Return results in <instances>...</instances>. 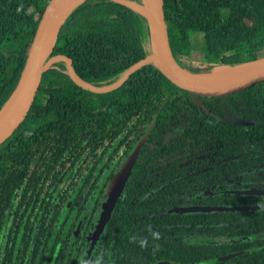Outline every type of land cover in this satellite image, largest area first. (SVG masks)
Here are the masks:
<instances>
[{"label":"trees","instance_id":"16d2710c","mask_svg":"<svg viewBox=\"0 0 264 264\" xmlns=\"http://www.w3.org/2000/svg\"><path fill=\"white\" fill-rule=\"evenodd\" d=\"M47 2L0 0V109L18 85ZM163 12L183 69H238L263 58L264 0H163ZM153 45L151 25L132 8L82 0L47 58H69L72 75L102 88L152 54ZM193 50L207 67L182 62ZM146 130L82 262L106 184ZM251 187L264 189V80L198 96L147 60L97 91L78 84L58 59L0 143V264H264V195L231 191ZM190 205L254 208L174 211Z\"/></svg>","mask_w":264,"mask_h":264},{"label":"water","instance_id":"95a60500","mask_svg":"<svg viewBox=\"0 0 264 264\" xmlns=\"http://www.w3.org/2000/svg\"><path fill=\"white\" fill-rule=\"evenodd\" d=\"M115 1L120 2L132 8L133 10L144 16L152 27L154 51L152 54L147 56L140 63L145 62L147 60H153V62L159 67L162 74L178 88L186 90L198 96L213 97V96L226 95L241 90L243 88H246L256 82L264 80V58L246 67H243L246 68L244 71L235 74L216 84L203 83L192 79L188 74L194 75V73H190L185 69H183L181 66H179V64H177V62L172 56L169 45V35L164 19L163 0H144L145 3L139 4V5L149 6L151 11V18H149V16L146 13L142 12L135 6L137 5V3L130 2L127 0H115ZM62 2L63 0H48V2L46 3L45 7L43 8L39 16L32 37L31 45L29 48L25 69L18 82V85L21 84V86H20L19 95L17 97V101L13 109L11 110V113L8 116V118L0 126V143L13 132V130L20 123V121L24 118L31 104L35 91L38 87L41 74L44 70L47 69V67L52 61L58 59L64 60L67 65L68 73L74 78V80L78 84L82 85L83 87L97 91H104L115 87L121 82V80L132 68L140 64L138 63L134 65L115 83L107 87L92 88L81 82L74 75H72L69 58H66L61 55H55L53 57L47 58L48 53L52 47V44L57 36V33L64 18L70 12V10L79 3L77 2L74 6H72L67 11H65L61 16H59ZM243 68H238V70ZM147 132L148 131L146 130L143 133V135L140 137V139L135 142L133 148L126 155V157L120 164L118 170L112 174V176L110 177V179L106 184L105 192H104V200L100 204V211L98 217L91 231V235L89 236L90 248L93 242L97 239L99 233L101 232L105 222L109 217V214L116 201V198L120 194L122 187L129 175L130 169L135 161L137 153L141 145L145 142V136L147 135ZM237 192L243 194L264 195V189L257 187H251ZM246 207L254 208V206H246ZM246 207L190 205V206L175 207L174 211L185 212V211H212V210H228V209L232 210V209H240ZM76 233H77V228L74 230V234ZM156 264H172V263L161 261V262H157Z\"/></svg>","mask_w":264,"mask_h":264},{"label":"bare ground","instance_id":"6f19581e","mask_svg":"<svg viewBox=\"0 0 264 264\" xmlns=\"http://www.w3.org/2000/svg\"><path fill=\"white\" fill-rule=\"evenodd\" d=\"M80 0H63L61 7H60V14L59 16H61L65 11H67L69 8H71L72 6H74L77 2H79ZM139 10H141L142 12L146 13L149 18H151V11L149 6L147 5H135ZM248 68V67H247ZM246 68L243 69H233V70H229L228 72L224 73L223 75H216V76H207V75H190L188 74L192 79L196 80V81H200L203 83H212V84H216L218 82H221L235 74H238L242 71H244ZM219 72V71H218ZM210 73V72H209ZM20 86L21 84H19L17 86V88L14 90V92L11 94V96L7 99V101L4 103L3 107L0 109V126L5 122V120L8 118V116L11 113V110L13 109L16 101H17V97L19 95L20 92Z\"/></svg>","mask_w":264,"mask_h":264},{"label":"rangeland","instance_id":"374dc122","mask_svg":"<svg viewBox=\"0 0 264 264\" xmlns=\"http://www.w3.org/2000/svg\"><path fill=\"white\" fill-rule=\"evenodd\" d=\"M145 3V2H144ZM31 13H33V10H31ZM172 44L177 47L178 46V41H179V36L176 34L172 35ZM182 62L186 63V64H190L193 68H197L198 66H205L207 67L208 64L205 60V58L203 57L202 53L196 50H193L192 52L189 53H182ZM263 58H264V53H263ZM186 71L190 72V73H194V74H198V75H207V76H216V75H223L224 73L228 72L230 69L229 68H224V69H220V70H213L212 72H193V71H189L187 69H185ZM233 70V69H231ZM219 71V72H218ZM3 106V105H2Z\"/></svg>","mask_w":264,"mask_h":264},{"label":"flooded vegetation","instance_id":"af4514ba","mask_svg":"<svg viewBox=\"0 0 264 264\" xmlns=\"http://www.w3.org/2000/svg\"><path fill=\"white\" fill-rule=\"evenodd\" d=\"M248 189V188H247ZM231 190V189H230ZM242 190H245V189H233V190H231V191H242ZM104 192H105V189H104ZM103 196H104V193H103ZM93 229V228H92ZM92 229H90L89 231H88V234L86 235V238H87V240H88V246H87V248L85 249V255L82 257V259H81V261L82 262H86V261H88L87 260V258H90V256L92 255V252H91V248H92V246H91V248L89 247V243H90V240H89V236L91 235V231H92ZM93 245V244H92Z\"/></svg>","mask_w":264,"mask_h":264},{"label":"clouds","instance_id":"9594fccd","mask_svg":"<svg viewBox=\"0 0 264 264\" xmlns=\"http://www.w3.org/2000/svg\"><path fill=\"white\" fill-rule=\"evenodd\" d=\"M153 238L154 239H159L160 238L159 237V234L158 233H153ZM132 239H134V237ZM144 245H145V242L144 241H141V246H144Z\"/></svg>","mask_w":264,"mask_h":264}]
</instances>
